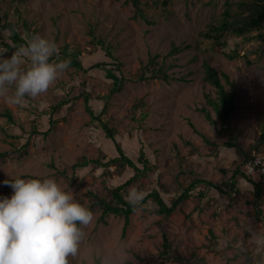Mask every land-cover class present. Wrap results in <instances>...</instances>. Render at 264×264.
I'll return each mask as SVG.
<instances>
[{
    "label": "rangeland",
    "instance_id": "rangeland-1",
    "mask_svg": "<svg viewBox=\"0 0 264 264\" xmlns=\"http://www.w3.org/2000/svg\"><path fill=\"white\" fill-rule=\"evenodd\" d=\"M241 1L250 0H2V13L9 20L24 17L31 34L55 40L65 57L80 51L87 65L100 60L104 55L92 39L105 38L123 61L128 80L123 90L111 94L104 75L70 63L46 92L26 97L23 104L0 96V128L5 129H0V152L9 154L0 159V195L12 194L3 183L6 179L53 176L88 206L97 195L112 199V189L122 181L114 164L108 171L104 166L73 168L83 156L117 155L114 141L87 110L86 94L98 111L108 98L103 117L121 145L135 157L143 140L155 163L145 180L130 184L128 194L142 190L146 196L156 188L171 204L191 181L184 170L194 169L218 182L232 177L240 156L234 147L217 144L229 134L219 129L221 119L208 101L207 94L216 98L219 93L205 78L206 64L228 73L234 83L236 109L229 122L235 137L250 154L255 150L264 155V21L245 35L225 32L220 51L206 36L228 4L233 12L247 14L250 9L241 7ZM7 33L0 28V37ZM174 45L180 50L173 51ZM234 50L238 57L224 52ZM153 55L169 79L141 77ZM222 80L229 90L223 75ZM64 91L75 98L55 115L59 119L51 128L46 111ZM204 106L218 125L205 116ZM33 122L41 132L31 127ZM233 179L235 196L210 188L199 198L194 190L169 215L148 210L155 205L149 198L147 209L140 205L132 212L125 232L123 216L109 213L104 222L102 209L94 206V219L83 226L85 236L69 264H119L122 249L128 253L126 264H264V189L257 198L245 175L236 173ZM165 234L171 245L166 252Z\"/></svg>",
    "mask_w": 264,
    "mask_h": 264
},
{
    "label": "trees",
    "instance_id": "trees-1",
    "mask_svg": "<svg viewBox=\"0 0 264 264\" xmlns=\"http://www.w3.org/2000/svg\"><path fill=\"white\" fill-rule=\"evenodd\" d=\"M240 5L241 7L250 9V11L247 14L233 12L230 4H228L224 9L221 18H219L217 22L211 23L208 31H206V36L214 39V48L216 50H223V44L225 41H222V37L225 32H233L238 35H245L254 29L261 28L264 21V0L241 1ZM2 7L3 2L0 0V28L1 30L4 28L8 32L5 36L0 37V56L4 55L5 57H9L17 50L20 45L26 44L27 40L32 35V31L28 21L24 17H20L16 21L9 20L6 13H2ZM137 9L141 11L139 6ZM260 36H262V34H260ZM92 43L97 47V49L100 48L102 50L104 57L100 60L92 62L91 64L87 65L84 58L80 57V51L78 53L73 51L74 53L69 54L67 57H65V52H60L54 55L51 59L53 61H58L60 59L69 58L70 63L75 64L79 69L82 68L86 72L91 71L92 73L104 75L107 82L111 85V94L120 92L123 90L125 83L128 80V75L123 68V61L117 55H115L113 48L105 38L94 36ZM178 50H180V47L174 45L173 51ZM224 52L230 58L238 57L240 55V53L236 50ZM261 53H264V47H262ZM59 54H63V56H60ZM155 57L156 55H153L151 60L146 64V66L143 67L141 77L148 78L149 76L151 78H164L166 80L169 79V74L167 71H164L162 67H158L154 62ZM222 75L226 81L231 84V88L229 90H227L225 87V83L222 80ZM205 78L217 88L219 93L218 97L216 98L211 94H207L209 104L213 106L216 115L221 119V127L219 129L222 131L226 130V132L229 134L226 139L222 140L221 142L218 141L217 144L224 145L226 147H234L240 156V161L237 163L235 173L232 177L225 178L223 181L218 182L200 175L194 169L184 170L186 174L191 177V181L188 186L183 187V192L178 197L173 199L171 204L167 203L163 199L158 189L153 188L147 193L146 196H144L143 201L138 205L143 206L144 209L148 208V199L152 198L155 205L152 209L148 210H154L155 212L169 215L181 201L191 197L194 190H197V196L199 198H203L206 195V191H208L210 188L217 191L219 195L227 193L229 196H235L238 188L233 177L236 175V173H242L254 184V191L257 198H260L262 195L264 181L261 177H263L264 174L260 175L259 180H256L254 175L248 174L246 172L245 163L250 158L251 154L237 140L234 135V129L229 122L231 114L236 109L237 92L235 90L234 83L230 80L228 73L220 72L210 64H206ZM71 89L73 90V86ZM74 98L75 96L72 95L71 92L64 91L62 94L57 96V99H55L52 106L47 109L46 114L49 115L51 128L57 124L59 119L55 115L60 112L63 107L74 100ZM108 101L109 100L107 98L104 101L102 109L98 111L91 105L90 96L86 94L85 97L87 110L90 112L92 119L99 122L100 128L102 129L103 133H105V136L114 141L117 155L108 156L106 153H104L99 157L83 156L73 163V168L74 170H77V168H87L90 166H104L105 170L108 171L110 165L114 164L116 166V174L122 181L112 189V199L108 200L105 197L97 195V199L89 207L92 209L95 206L102 209L103 212L100 218L104 222H106L105 217L109 213L123 216L125 219V224L123 227L125 232L131 223L132 212L138 207L136 206L134 208L129 202L130 198L128 197V187L138 179L143 178L145 180L147 173L153 169L155 163L151 160L143 140H140V148L138 149V153L135 157L127 153L124 146L121 145L119 138L116 136V130L114 127L109 126L108 122L103 117L107 110ZM201 110L212 123H217L218 125L217 120L214 118L211 110L207 106L202 107ZM6 113L9 116V119L12 121L11 111L7 110ZM147 114V112L143 113L141 118H145ZM31 127L36 131H40L34 122L31 124ZM0 129L1 131L5 132L3 126H1ZM46 132H49V129H47ZM263 140L264 135H262L260 142ZM23 145L26 146L25 143ZM8 155L9 154L7 151L0 152V159L9 157ZM164 248L165 252L168 250L170 251L171 248L167 234L164 235ZM176 257L182 258V256L179 255ZM98 262L100 263V260H98Z\"/></svg>",
    "mask_w": 264,
    "mask_h": 264
},
{
    "label": "clouds",
    "instance_id": "clouds-1",
    "mask_svg": "<svg viewBox=\"0 0 264 264\" xmlns=\"http://www.w3.org/2000/svg\"><path fill=\"white\" fill-rule=\"evenodd\" d=\"M57 53L55 40L33 33L9 57L0 56V96L23 104L26 97L46 92L70 64L67 58L53 61ZM26 60L27 66L22 67ZM3 183L13 191L10 196L0 195V264H69L68 258L77 256L85 236L83 226L94 219L92 209L53 176H17ZM129 196L134 208L144 199L142 190H133ZM127 259L122 249L119 264Z\"/></svg>",
    "mask_w": 264,
    "mask_h": 264
},
{
    "label": "built area",
    "instance_id": "built-area-1",
    "mask_svg": "<svg viewBox=\"0 0 264 264\" xmlns=\"http://www.w3.org/2000/svg\"><path fill=\"white\" fill-rule=\"evenodd\" d=\"M245 169L248 174L254 176L264 174V155L257 153L255 150L245 163Z\"/></svg>",
    "mask_w": 264,
    "mask_h": 264
}]
</instances>
